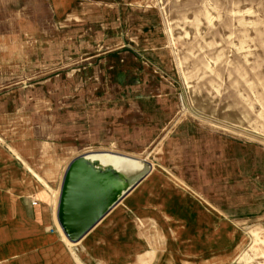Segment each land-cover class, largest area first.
Returning a JSON list of instances; mask_svg holds the SVG:
<instances>
[{"label": "rangeland", "instance_id": "obj_1", "mask_svg": "<svg viewBox=\"0 0 264 264\" xmlns=\"http://www.w3.org/2000/svg\"><path fill=\"white\" fill-rule=\"evenodd\" d=\"M0 149L48 213L80 153L152 164L79 263L264 264V0H0Z\"/></svg>", "mask_w": 264, "mask_h": 264}, {"label": "crops", "instance_id": "obj_2", "mask_svg": "<svg viewBox=\"0 0 264 264\" xmlns=\"http://www.w3.org/2000/svg\"><path fill=\"white\" fill-rule=\"evenodd\" d=\"M13 153L28 168L29 164L16 149ZM6 155L0 149V263L80 264L55 226V210L48 213L40 206L38 197L30 198L36 194V188L31 181L25 180L21 169L6 160ZM117 208L97 223L78 246L85 244Z\"/></svg>", "mask_w": 264, "mask_h": 264}, {"label": "water", "instance_id": "obj_3", "mask_svg": "<svg viewBox=\"0 0 264 264\" xmlns=\"http://www.w3.org/2000/svg\"><path fill=\"white\" fill-rule=\"evenodd\" d=\"M87 156L80 154L67 165L60 184L56 219L70 242L80 241L145 174L137 180L134 176L126 177L124 182L116 176L104 179L93 169ZM123 185L124 190L112 200L113 192L121 190Z\"/></svg>", "mask_w": 264, "mask_h": 264}, {"label": "bare ground", "instance_id": "obj_4", "mask_svg": "<svg viewBox=\"0 0 264 264\" xmlns=\"http://www.w3.org/2000/svg\"><path fill=\"white\" fill-rule=\"evenodd\" d=\"M80 154H88L87 158L89 159L90 163L92 164L93 169L95 171H97L102 176V178H104V179L106 177H109V176H111V177L116 176V177H118L120 180H122L124 182L126 177H132V176L141 175L142 173L146 172L147 168H149V170L144 174V176L142 178V180H143L152 170V164L148 160H146L144 158H141V157H136V156H131V155H128V154H124V153H119V152H115V151H108V150H94V151H86V152H83V153H80ZM80 154H78L77 156H79ZM77 156H75L72 159H70L69 162L67 163V165L72 160L77 158ZM78 161H76V162H78ZM67 165H66V167H65V169L63 171V174H64V172H65V170L67 168ZM30 171H32V170L30 169ZM32 174L36 177V179L44 187H48L47 183L41 177H39L34 171H32ZM63 174H62V177H63ZM62 177H61V180H62ZM60 184H61V181H60ZM124 188H125V185H123V188L121 190H117V191L113 192L111 199L113 200V199L117 198L119 196V194L124 190ZM134 188H132L131 190H133ZM59 190H60V186H59ZM58 196H59V191H58ZM58 196H57V202H58ZM57 202H56V208H57ZM56 208H55V212H54V221H55V223L57 225L56 226L57 230L59 229V231L61 232V236H62L63 240L69 246L76 247L78 243L77 242H70L65 237V235L63 234V232H62V230H61V228H60V226H59V224L57 222V219H56ZM254 235L256 236V238L258 237L256 232L254 233ZM258 238H260V237H258ZM258 243H259V241H258ZM74 255H75L76 260L78 261L77 254L74 253ZM80 264H82V263H80Z\"/></svg>", "mask_w": 264, "mask_h": 264}]
</instances>
